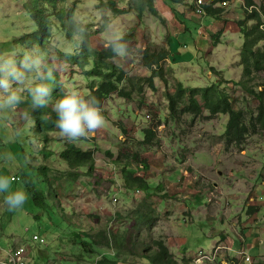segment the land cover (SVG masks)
<instances>
[{
  "label": "rangeland",
  "instance_id": "rangeland-1",
  "mask_svg": "<svg viewBox=\"0 0 264 264\" xmlns=\"http://www.w3.org/2000/svg\"><path fill=\"white\" fill-rule=\"evenodd\" d=\"M34 1L0 0V59L18 61L24 55L38 59L41 62V72L47 73L51 70L52 76L55 77L54 81L58 84L57 98L61 87L68 85L88 96L91 85H97L107 69L104 65L95 62L93 57H88L87 63L80 66L84 61L79 56L82 47L81 33H86L88 46L96 50H104L111 41L129 36L130 39L126 43L129 50L121 51L110 60L116 69L124 72L125 80L119 84V87L128 95L120 96L113 93L103 100L101 107L105 124L95 134L75 142L80 147L96 146L97 152L94 154L98 171L96 175L94 170L88 173L87 167L78 171L69 169L59 160L60 150L68 141L57 135V129L50 133L49 145L45 144L42 138L37 137L33 116L26 111L30 99L26 98L17 111L0 113V179L7 176L11 180L12 191L23 189L28 193V199L23 207L15 211H9L4 205L3 198L6 193L0 194L1 251L23 246L28 252L29 264H102L105 256L111 257L110 259L117 264H152L150 257L155 250L156 239L162 238L166 242L169 241V244L171 242V245L175 244L171 225L176 231V237L186 240L185 250L194 255L201 250L210 254L213 242L220 240L219 233L229 234L235 241L234 233L237 230L233 231L228 225L233 217L228 212L222 213L219 209L232 208V213H237V208L248 203L246 201L244 205L236 204V199L234 201L230 199L233 194L236 197L241 196L240 190L243 187L234 189L237 184L233 186V182L237 181L231 180L232 174H228L234 171L235 177L240 178L242 175L244 178L242 171L236 170L229 159L239 158L241 162L245 161L247 155L244 156L241 147H230L224 143L228 116H211L204 109V102L199 94L197 99L202 107V113L195 115L188 111V107L192 88H206L215 83H221L220 90L229 99L231 98L226 92L228 82L224 80L222 73L214 68L218 65L216 55L227 65L230 61L240 60L241 66L244 49L258 48L254 40L256 41L263 33L259 30V24L247 20L250 14L241 7V2L235 0L227 9L228 15L232 16L229 20L236 21L238 24L236 28L240 30V34L224 38L225 41H222L218 47L221 50L216 49L218 54L216 50L212 55H204L205 52L200 51V54L198 52L186 60L183 55L191 53L195 37L199 35L204 37L205 32L212 34L216 17L208 14L196 15L184 0L181 4L155 0V8L160 14V19L148 12L138 17L130 0H64L61 5L57 3V8L64 7L68 11L62 17L56 16L52 8L47 12L53 23L48 42L43 46L39 44L30 46L28 37L38 30L31 14ZM247 1L259 10L261 13L259 16L264 17V0H243L246 6H252L247 5ZM100 3L101 7H99ZM110 3H113L115 9L125 13L115 12ZM45 5H48V2L40 0L38 7ZM175 13L182 16V22L174 17ZM248 23L251 25L249 28ZM185 24L189 31L187 37H175L172 40L176 56L183 64L178 65L179 68L176 69L174 61L167 55L166 60L159 62L158 68L154 66L153 71L148 70L142 62L143 51L166 50L165 44H159V31L165 30L164 35L167 40V37L174 33L185 31ZM218 39L217 34L210 36V39H207L208 45L216 44ZM227 41L230 43L227 44ZM225 49L229 51L225 52ZM190 55L192 56L193 53ZM168 61L174 68L167 67ZM94 66L98 70L88 75L87 73ZM153 72L156 75L154 78H159L161 81L156 79L158 84L155 85L153 82V88H150L146 79ZM263 76L264 72L258 73L251 77L250 82H246L243 73L241 80L236 84L254 90L264 85ZM44 82L49 84L52 81ZM236 84L234 86H238ZM179 85L183 89L179 88ZM179 89L181 92L177 97V110L174 116H171L168 95H174L177 90L180 91ZM261 91L263 89L257 90V92ZM57 98L51 97L49 107L52 108V103ZM245 112H248L247 125H250L257 113L249 109ZM25 114L30 118L26 119ZM147 128H153L156 133L150 144H146L143 133ZM257 130L258 128L253 130L249 126L248 136H253ZM199 144L209 145L211 152L219 153L214 160H222V163L213 170L216 176L217 172L224 173L220 179V183H224L223 191L214 190L210 182L203 185L208 195L207 213L213 212L215 221L209 222L198 217L190 222L184 218L185 214L183 216L174 214L172 212L174 206L181 210L184 205L183 198L179 197L173 198L178 204L167 198L162 205L150 210L147 205L142 206L139 203L143 198H147L142 191L127 189L123 179L124 171L135 172L150 180L151 176H156L155 173L161 171L160 169L163 171L160 175L165 174L173 171L177 164L188 169L192 166L191 156L200 153L199 150L194 151L190 148V145ZM45 145L52 150L48 159H44L41 154ZM20 150L23 154L18 153ZM9 153L14 159L9 158ZM203 156L201 153L200 159ZM182 157L187 159L189 166L182 165ZM207 157L210 158V155ZM25 164L36 170L43 167L48 169V190L43 201L51 211L52 223L57 226L56 232L51 229L52 224L46 222L49 217L46 210L40 211V208L35 206L32 194L22 179ZM187 174L190 176V173ZM191 176L194 178L193 174ZM12 178H19L20 181L13 182ZM201 180L198 178L193 184L200 186ZM137 191L140 193H136ZM114 197L118 199L117 202L114 201ZM204 200L201 199L203 203ZM148 214H151L152 221L141 220ZM224 217L227 219L226 223L221 222ZM57 219H63V225L58 226ZM71 224L74 226L73 229L67 231ZM48 228L49 234L46 232ZM74 230L80 232L75 237L72 236ZM34 235L44 238L46 245L42 247L33 245ZM88 237L94 239V243L84 246L83 241L90 240ZM108 241L112 242L113 248L109 247ZM222 243L224 242L221 241L219 244ZM180 254L184 255V253ZM251 254H259V251L253 250ZM227 257H230L229 253ZM177 260L179 264H194L193 260L187 257ZM104 263L106 264V261Z\"/></svg>",
  "mask_w": 264,
  "mask_h": 264
},
{
  "label": "trees",
  "instance_id": "trees-1",
  "mask_svg": "<svg viewBox=\"0 0 264 264\" xmlns=\"http://www.w3.org/2000/svg\"><path fill=\"white\" fill-rule=\"evenodd\" d=\"M39 1L40 0H35L31 8L32 18L35 20L38 26V30L33 32L28 37L27 41L30 44V46L36 44L43 46L48 42L49 36L51 34V27L53 24L51 19L49 18V15H47V12H49L48 11L49 8L54 9L56 13L55 15L58 17H62L64 14L68 12L64 7L57 8V3L61 5L62 1L64 0H46V2H48V5H45L43 7H38ZM167 1L175 4L183 3V0H167ZM130 2L132 3L133 9L135 10L138 17L148 12L149 14L153 15L158 19L161 18L159 12L155 8V0H130ZM110 5L113 7V3H110ZM247 5H252V4H250V1H247ZM99 7H101V3L99 4ZM115 10H116L115 12L119 14L125 13L122 10H117V9ZM222 13H223L222 9L207 10L208 15L215 17L220 16ZM247 18H248L247 20L249 21L256 22L257 25L258 24L260 25L262 21L261 16H259L257 12H253V14H251ZM129 39H130L129 36H123L120 39H116L108 43L107 47L104 50H96L88 46L86 33H81L82 47L79 56H81V58L84 61L80 63V66L82 67L84 64L87 63L86 60L88 57H93L95 62L99 63L100 65H104L105 68L107 69V72L103 74L101 81L97 85L94 86L93 84L91 85L90 95L97 97L100 100L101 104L103 100L107 99L113 93H117L120 96L128 95V93H123L124 90L119 87V84L123 80H125L124 72L119 69H116L113 66V64L110 62V60L115 58L117 55V52L113 50L115 47L119 46L121 51L129 50L126 44ZM256 41H258L259 43L264 42V34L259 35ZM244 51H245L244 56L242 57L241 60V67H243L245 81L250 82L251 77L264 71V46L262 48H257V49L245 48ZM167 55H168V51L164 49L159 51H152V52L148 49H145L142 54L143 65L148 70L153 71V67L155 66L154 68H158L157 66H159L158 65L159 62L163 61L167 57ZM97 70L98 69L96 68V66H94L91 69V71H89L87 74L88 75L93 74ZM155 76L156 75L153 72L152 75H150L146 79L147 84L149 85L150 88H153L152 80ZM49 85L52 88L51 97L57 98L58 97L57 82L52 81L51 83H49ZM236 85L242 86L249 94L255 95L259 100V107L257 109V114H256L257 116L256 118L253 119L250 125H247L248 112H245L243 110L236 111L234 109V107L230 102L229 97L220 90L219 86H221V83H217V84L215 83L214 85L206 88H192L190 91L189 107H188V111L195 115L202 113V107L200 106V102L197 99V95L199 94L204 102V109L207 110L211 116L227 115L229 117V121L223 139H224V143L230 147H242L244 145L245 139L248 136L249 126H251L253 130L255 128H258L264 131V92H259L258 94H255L254 90H252L253 88H249L248 86L245 87L242 84H236ZM178 87L182 88L180 85ZM179 90L180 91L177 90V92L174 95H168V103L170 104L171 116H174L177 110V97L179 96V92H181V89ZM26 111L32 114L33 116V122L36 125L38 132L37 137L42 138L45 144L49 145L48 140L49 138H51L50 133L56 130L55 120L57 118L55 113L52 111V108L48 106L46 108L33 109L29 101L27 103ZM143 133H145L146 144H150L154 139V137L156 136V133L153 128L144 129ZM47 147L48 146L45 145V148L41 150V154L43 155L44 159H48L49 156L52 154V150ZM95 152L96 149L83 148L75 144V142H68L65 143L64 146H62V150H60L59 153V160L62 161L69 169L72 170L77 169L76 171H78L80 169L87 167L88 168L87 172L91 173L94 170L96 164V161L94 159ZM18 153L23 154V151L20 150ZM22 161L24 160L22 159ZM145 168L147 169V167ZM47 171L48 169H46L45 167H43V169L36 170L30 168L28 164H25L24 174L22 179L25 185L27 186L28 190L32 194V198L35 206L40 208V211L44 209L46 210V213L49 215L48 220L46 222H48L49 224L51 223L52 224L51 229H54L55 231V228H57V226L55 225V223H52L53 216H51L52 215L51 211L49 210V207H46L43 201L46 198L47 190H48ZM123 179L125 181L128 190L138 189L144 192L145 196H147V198L145 199L143 198L139 202L142 206L147 205L150 208V210L155 209L154 201H152L151 199V196H153L154 194L153 188L151 187L150 183L145 178V176L142 175L140 176L135 172L124 171ZM157 188H161V187H157ZM62 220L63 219H57L56 222H58V226L63 225ZM141 220L152 221L151 214L145 215ZM73 227L74 226H72V224L69 225V229L67 231L71 230V228L73 229ZM46 232L49 234V228L47 229ZM79 233L80 232L74 230L72 236L75 237ZM88 238L90 240L85 239V241H83L85 244L84 246H87V244H91L94 240L91 239L90 237ZM115 241L117 245V240ZM108 244L110 248H113L112 242L108 241ZM119 246L120 248H122V244H120ZM154 247L155 250L150 257L152 264H179L176 258L171 254L169 248L167 247L166 241H164L162 238H158L154 241ZM104 258L106 264L109 263L117 264L116 261L110 259L111 257L105 256ZM104 261L102 262V264H105Z\"/></svg>",
  "mask_w": 264,
  "mask_h": 264
},
{
  "label": "crops",
  "instance_id": "crops-1",
  "mask_svg": "<svg viewBox=\"0 0 264 264\" xmlns=\"http://www.w3.org/2000/svg\"><path fill=\"white\" fill-rule=\"evenodd\" d=\"M155 6H156V1H155ZM228 7L225 9L226 12H223L220 16L216 17V21L213 27L212 34L209 35L205 32L204 37H200V35L199 37H195L194 47L191 50V53H193V55L191 56L190 55L191 53L183 55L184 57H186V60L189 58H192L198 52H199L198 54H200L202 51L205 52L204 55H212L213 51L218 49V47L221 45V42L225 41L224 38H227L232 35L240 34V30L236 28L238 27V24L236 23V21L229 20V18H232V16L228 15L229 14V11L227 10ZM226 15H228L227 19H226ZM174 17H177L179 21L182 22L181 19L183 18L181 15H178L177 13H175ZM247 26L249 28L251 25L248 23ZM185 29H186L185 31H179V32L174 33L172 36L167 37V40H165V35H164L165 30L163 29L159 31L160 33V43L159 44H165L166 50L169 51L168 56H170L172 60L174 61L173 62L174 66H177L176 69L179 68L178 65L183 64V63L177 58L178 56H176V52H175L176 50H174V44H172V40L175 37H178V38H180L181 36L187 37L189 31H188L186 24H185ZM198 29H197V34H199ZM216 34L219 36V39L217 40L216 44L208 45L209 40L207 39H210V36H213ZM254 42L256 44V47L258 48H262L264 46V42L259 43L258 41H255V40ZM229 43L230 41H227V44ZM202 44H203V47H202ZM218 50H221V49H218ZM218 50H216L217 54H218ZM224 51L226 52L229 50L225 49ZM215 59L218 61V65L214 68H216L218 72H221L224 77V80L228 82V84L226 85L227 87L226 92L231 97L230 102L232 106L234 107V109L236 111L238 110L246 111L249 109L257 113V109L259 107V100L257 99V97L255 95L249 94L246 90H243L242 86H234V84L239 83L243 75V67L240 66V60H234L232 62L230 61V63H228L227 65L226 63H224V61H221V59L217 55L215 56ZM168 62L169 64L167 67L170 66L171 68H174L173 64H170V61ZM262 72H260V74ZM156 79L158 81H161L159 78H154L153 82L155 85L158 84ZM262 89L263 91L261 92H264V86H259L258 88L254 90L255 92H257V90H262ZM258 93L259 92H257V94ZM218 116H215V117H218ZM259 134H260V137H259ZM261 137L262 139H260ZM248 140H252V141L248 142ZM83 147L97 149L96 146L84 145ZM190 148H192L194 151L199 150L200 153L197 152L196 154H194V157L191 156L190 162L192 163V166L188 165L190 163L187 162V159H185V157L181 158L182 165L189 166L188 169L181 167L180 164H177L175 166V169L171 172H168V173L165 172V174L160 175V173H163L162 169H160L161 171H159V173H155L156 176H153V177L151 176L150 180H148L151 187L153 188V193H154L153 196H151V199L154 198L153 201H154V205L156 208L158 207V205H162L163 202H165V199L167 198H170L171 201L175 197L183 198L184 205L182 206L181 210H179L177 207L174 206L172 209V212L174 214H178L181 216L185 214L184 218L190 222L195 221L198 217H202L209 222H213L215 221V216L213 212L207 213V210L209 209V206L207 204L208 195L206 194L207 189H204L203 185L205 183L210 182L212 183L215 190L223 191L222 186L224 183L223 184L220 183V179L224 175V173L221 171L217 172V176H216L213 170L214 168L218 167L220 163H222V160H219V159L214 160V157H216L217 155L219 156V153L214 152V151L211 152L209 150V145L207 144H199L198 146L190 145ZM241 148L244 151L243 152L245 154L244 156L247 155L246 156L247 158H244L245 161L242 160L240 162L239 158L237 160L235 159H229V160L233 162V166L236 170L242 171V174L245 179L242 177V175L240 176V178H238V176L235 177L236 172L234 171H230L228 174H232V176L230 175L231 180L237 181V182H233V186L237 184V187L236 188L232 187V188L238 190L240 187H243L240 190V192H242V195L239 197H236L233 194L231 195L230 199L232 201L236 199L235 200L236 204L237 203L243 204L246 201H248V203H246V206L237 208L238 209L237 213H232V208H228V209L220 208L219 209V211H221L222 213L228 212L229 214L232 215L233 218L230 221L231 223L228 222V225L231 229H233V231L237 230L236 233H234L236 236V240L234 241L233 238L230 237L229 234L219 233L218 236L220 237V240H215L213 242L212 250L221 241L224 243L231 242L233 251L235 252V253H231V258L236 257V253L241 249H246L248 253L252 255L253 257L260 258V257H264V214H263V211H264V199H263V195H264V131L258 129L257 131L254 132L253 136H248L247 140L244 142L243 147ZM201 153H203L204 156L203 158L200 159L199 156ZM207 155H210V158H208ZM253 161H255L256 163L254 164ZM97 172H98L97 165L95 164L94 175H96ZM153 172H156V171H153ZM187 172L190 173V176L191 174H193L194 178H191L192 176L191 177L188 176ZM150 173H151V168H150V171H148L149 175ZM198 178L202 179L200 182V186H196L195 184H193L195 181H197ZM234 178L237 180H235ZM157 187H161V188H157ZM143 195H145L144 192H143ZM202 198L203 200L204 198H206V200H204L205 203L201 201ZM251 198L254 199V202L249 201V199ZM172 202L177 203L176 200H173ZM226 221L227 219L225 217L224 219H221L222 223L223 222L226 223ZM170 228H172V231L174 230L173 236H175L174 238L175 244L171 245V242L170 244H169V241L166 242L167 247L169 248L171 254L176 258V260L185 258V257H187L188 259L191 258L193 260L196 254L194 255V253L192 254L191 252H188L185 250L186 244H187L186 240L179 239L176 237V231L173 228V225H171ZM253 250H258L259 254H255V255L251 254ZM5 252L7 251L5 250L1 251L0 249V256H3ZM180 253H184V255H181Z\"/></svg>",
  "mask_w": 264,
  "mask_h": 264
},
{
  "label": "clouds",
  "instance_id": "clouds-1",
  "mask_svg": "<svg viewBox=\"0 0 264 264\" xmlns=\"http://www.w3.org/2000/svg\"><path fill=\"white\" fill-rule=\"evenodd\" d=\"M113 50L120 54L119 46ZM40 63L28 55L18 61L0 59V113L17 111L26 98L30 99L33 109L49 106L52 88L44 81H54L55 77L51 70L41 72ZM52 111L57 117V135L68 142L90 137L106 122L100 100L93 95L85 96L71 85L61 87L59 98L52 103ZM25 118L30 117L25 114ZM9 158L14 159L11 153ZM5 193L3 203L9 211L22 208L28 199L25 190H11V180L7 176L0 179V194Z\"/></svg>",
  "mask_w": 264,
  "mask_h": 264
},
{
  "label": "built area",
  "instance_id": "built-area-1",
  "mask_svg": "<svg viewBox=\"0 0 264 264\" xmlns=\"http://www.w3.org/2000/svg\"><path fill=\"white\" fill-rule=\"evenodd\" d=\"M187 5L190 6L192 11L199 16H203L207 14V10H216L222 9L225 10L232 2L235 0H184ZM241 2V7L248 13L253 14V12H258L259 15L261 13L255 6H246L243 0H239ZM262 17V16H261ZM262 21L259 25V30L264 34V17L261 18ZM149 117L147 116L146 119ZM13 182H19V178H12ZM215 190V189H214ZM136 193H140L137 191ZM136 194V195H138ZM114 201L117 202V198H114ZM250 202H254V199H249ZM32 243L35 246H45L46 240L42 238L40 235H34L32 238ZM227 253L230 254V257H227ZM231 253H235L233 251V247L231 242L222 243L216 245L213 248L210 254L205 253V251H199L193 258L194 264H264V257L255 258L248 253L246 249H241L236 253V257L231 258ZM0 264H29L28 252L25 247H19L14 250H9L0 256Z\"/></svg>",
  "mask_w": 264,
  "mask_h": 264
}]
</instances>
